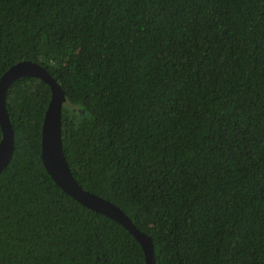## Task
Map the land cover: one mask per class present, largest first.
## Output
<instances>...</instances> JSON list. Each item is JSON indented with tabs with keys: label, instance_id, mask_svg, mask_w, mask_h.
<instances>
[{
	"label": "trees",
	"instance_id": "1",
	"mask_svg": "<svg viewBox=\"0 0 264 264\" xmlns=\"http://www.w3.org/2000/svg\"><path fill=\"white\" fill-rule=\"evenodd\" d=\"M22 60L65 92L73 176L151 236L155 264H264V0H0V76ZM50 95L34 76L6 90L0 264H145L46 171Z\"/></svg>",
	"mask_w": 264,
	"mask_h": 264
},
{
	"label": "water",
	"instance_id": "2",
	"mask_svg": "<svg viewBox=\"0 0 264 264\" xmlns=\"http://www.w3.org/2000/svg\"><path fill=\"white\" fill-rule=\"evenodd\" d=\"M21 76L38 77L50 86L51 95L41 127L40 157L54 182L82 205L121 224L140 243L145 264H155L151 236L140 231L125 212L111 201L84 189L75 179L65 158L61 140V109L65 92L59 83L39 63L22 60L11 65L0 76V172L6 167L14 148L13 129L5 104L8 86Z\"/></svg>",
	"mask_w": 264,
	"mask_h": 264
}]
</instances>
